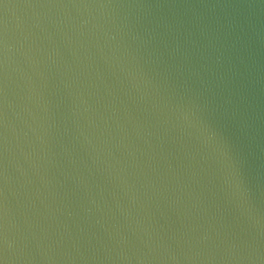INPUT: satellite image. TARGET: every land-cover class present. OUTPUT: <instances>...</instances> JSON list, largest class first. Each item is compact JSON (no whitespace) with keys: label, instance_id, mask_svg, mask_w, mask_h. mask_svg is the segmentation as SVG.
Segmentation results:
<instances>
[{"label":"water","instance_id":"1","mask_svg":"<svg viewBox=\"0 0 264 264\" xmlns=\"http://www.w3.org/2000/svg\"><path fill=\"white\" fill-rule=\"evenodd\" d=\"M0 264H264V0H0Z\"/></svg>","mask_w":264,"mask_h":264}]
</instances>
